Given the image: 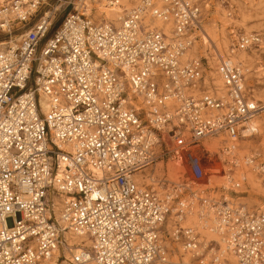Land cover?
<instances>
[{"label":"built area","instance_id":"1","mask_svg":"<svg viewBox=\"0 0 264 264\" xmlns=\"http://www.w3.org/2000/svg\"><path fill=\"white\" fill-rule=\"evenodd\" d=\"M49 1L0 0V264H170L175 244L183 264H227L220 243L264 264V209L229 198L243 168L264 190V158L238 155L264 102L231 60L262 38L217 57L218 89L207 58L184 59L203 33L196 0H137L117 26L87 0Z\"/></svg>","mask_w":264,"mask_h":264},{"label":"rangeland","instance_id":"2","mask_svg":"<svg viewBox=\"0 0 264 264\" xmlns=\"http://www.w3.org/2000/svg\"><path fill=\"white\" fill-rule=\"evenodd\" d=\"M53 1L50 0L48 4L54 5ZM122 1L120 0L121 4ZM98 2H102L104 8V1L98 0ZM134 3H123V5L125 8L130 9ZM64 6L65 3L54 14L53 25L49 35L55 31L67 13ZM199 6L202 8L201 25L204 34H201L200 38L189 49L190 51L188 50L186 58H207L208 64L212 68L211 72L215 68L217 57H224L228 54L229 47L234 44L237 36L259 35L262 38L260 48H255L248 52H237L233 56H236V63L242 64L243 67L249 70L246 75L247 90L252 92L255 100L264 102V0H202L199 1ZM88 7L97 20H103V15H99L100 10L94 0H88ZM99 16L101 17L100 19ZM205 36L209 37L208 41ZM242 55V60L237 59V57ZM210 72L209 75L211 76ZM254 120L257 124L256 132L252 137L239 143L238 155L240 157L257 152L264 158V125H262L264 124V113H261ZM243 172L246 183L240 189L235 190L236 193L229 192V198L234 203H243L253 209H264V190L260 186L258 176L245 168H243ZM221 182L222 180L218 181V183ZM185 224L186 222L182 225ZM203 236L207 237L204 234ZM211 239L208 238L207 240ZM171 247L173 250L169 257L170 264H183L178 251L179 245L175 244ZM225 258L227 264H234L229 255L226 254ZM188 259L189 257L187 256ZM62 264L66 263L63 262Z\"/></svg>","mask_w":264,"mask_h":264},{"label":"bare ground","instance_id":"3","mask_svg":"<svg viewBox=\"0 0 264 264\" xmlns=\"http://www.w3.org/2000/svg\"><path fill=\"white\" fill-rule=\"evenodd\" d=\"M102 1H104V0H102ZM94 2L97 4L98 9L100 10L99 15H103V20L111 21L116 26L119 25L120 20L122 19V17L124 16V14L126 12H128L131 8H134L136 6V4H137V0H123L122 1V4L120 3V0H119V4H121L122 7H120V8H114V9H107V8L104 7L105 8L104 9L103 6H102V2L99 3L98 0H94ZM131 2H135V3L133 4V6L130 9L125 8V6L123 5V3L130 4ZM197 2L199 4V0H197ZM149 26H150V28H153V27L160 28V27H162L164 29V31H167L169 29V25H163V24H161L158 21H151V22H149ZM201 32H203V30ZM202 34H204V32ZM205 39H207V41H208L209 40V37L208 36H205ZM216 52H217V50H216ZM186 56L187 55L185 54L184 55V59L186 58ZM218 57H220V56H218ZM242 58H243V55L240 56V57H237V59H241V60H242ZM231 60H232V62L236 63L237 62L236 61V56H232L231 57ZM238 64H240V63H238ZM210 73H211L212 79L214 80V84L218 87V89H220L221 83H220V80L217 77L215 71L213 70ZM40 105H41L42 110H45V101H44L43 98H41V100H40ZM262 125H264V124H262ZM256 127H257V124H256L255 120L254 121L252 120L249 123V125H248V128L250 129V131L251 130L252 131H256ZM207 146L210 149H212V151L217 150V148L219 147V145L216 143V141H211V142L207 143ZM174 169L175 168H172V167H169L168 168V178L170 180H174L173 179V177H174V172H173ZM185 222H186L185 225H189V224L193 223L194 221L192 220V218H188V220L185 221ZM201 233H202V236H203V234L207 236V237L203 236L205 240H207L208 238H212L211 240H216L217 242H219L218 237L216 236V234H214L212 232H209V231H205V230L202 231ZM64 237L66 238L67 243L70 246L73 245V244H80L81 242H84L83 245H88V241L85 238H78V237L72 235L70 232L65 231L64 232ZM220 248H221L222 252H224L225 254L229 255V258H231V261H234V264H235L234 257L232 256V254H230L229 252L226 251L225 246H224L223 243H220ZM178 251L180 252L179 255H180L183 263H186L187 262V254L183 253L180 248H179ZM56 258H57V253L55 254L53 260H49L46 264H55ZM63 262L66 263V261H62L61 264Z\"/></svg>","mask_w":264,"mask_h":264}]
</instances>
